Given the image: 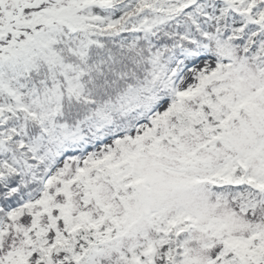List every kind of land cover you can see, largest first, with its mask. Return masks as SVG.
<instances>
[{"label":"snow or ice","instance_id":"obj_1","mask_svg":"<svg viewBox=\"0 0 264 264\" xmlns=\"http://www.w3.org/2000/svg\"><path fill=\"white\" fill-rule=\"evenodd\" d=\"M0 264H264V0H0Z\"/></svg>","mask_w":264,"mask_h":264}]
</instances>
